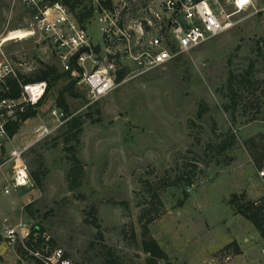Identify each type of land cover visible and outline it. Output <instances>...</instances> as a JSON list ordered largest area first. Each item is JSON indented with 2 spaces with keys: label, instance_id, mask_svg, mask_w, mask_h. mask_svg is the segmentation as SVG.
<instances>
[{
  "label": "rangeland",
  "instance_id": "1",
  "mask_svg": "<svg viewBox=\"0 0 264 264\" xmlns=\"http://www.w3.org/2000/svg\"><path fill=\"white\" fill-rule=\"evenodd\" d=\"M11 3L0 0V49L22 75L33 76L44 65L62 72L38 35L1 43L12 31H29V15L19 5L11 11ZM255 4L261 8L264 0ZM234 20L232 29L97 104L88 105L82 86L74 92L81 97L65 94L69 113L82 124L77 142L76 131L49 116L69 82L61 79L39 118L21 125L5 147L7 153L26 149L29 174H38L39 182L30 175L31 188L6 195L8 180L0 172V235L6 226L26 223L41 228L71 264H105L108 252L116 264H148L147 228L169 264H264L261 233L236 214L264 196V163L257 168L251 156L253 147L264 156V11L249 9ZM98 29L96 19L90 25L94 41ZM230 74L237 76L235 97L227 88ZM226 140L232 145L219 156ZM70 146L83 165L73 191ZM183 174L191 182L169 185ZM12 249L18 262L22 244Z\"/></svg>",
  "mask_w": 264,
  "mask_h": 264
},
{
  "label": "built area",
  "instance_id": "2",
  "mask_svg": "<svg viewBox=\"0 0 264 264\" xmlns=\"http://www.w3.org/2000/svg\"><path fill=\"white\" fill-rule=\"evenodd\" d=\"M261 1V0H259ZM92 16L80 22L69 6L53 0H12L29 15L28 30L38 35L47 50L60 65L87 91L88 105L105 99L122 84L162 68L184 54H188L238 22L234 16L247 10L255 13V0H88ZM229 8V9H228ZM98 19L99 36L94 41L90 25ZM23 67L25 62H19ZM123 74L120 81L118 75ZM17 66L0 49V172H5L7 184L3 193L18 192L32 187L28 166L24 160L26 149L5 151L13 137L9 129L29 110L37 112L43 105L46 82H25ZM8 80L19 88L17 98L4 97L10 93ZM49 116L59 124H66L73 116H66L55 105ZM48 134V128H44ZM264 176V172L260 173ZM260 210L264 239V196L252 201ZM8 247L20 242L25 251L17 264H71L60 248H51L46 234L26 223L6 226L0 235ZM229 264V262H226Z\"/></svg>",
  "mask_w": 264,
  "mask_h": 264
},
{
  "label": "trees",
  "instance_id": "3",
  "mask_svg": "<svg viewBox=\"0 0 264 264\" xmlns=\"http://www.w3.org/2000/svg\"><path fill=\"white\" fill-rule=\"evenodd\" d=\"M53 1H61L62 3L69 6L70 10L76 15L77 19L80 22H84L88 18L92 16V9L88 6V1L85 0H53ZM253 67L252 64L249 67V70L246 72L247 76H250L252 73ZM123 77V74H119L117 80L120 81ZM21 78L25 82H46L47 84V91L45 98L48 96V93L50 90L61 80L66 79L69 80L67 86L59 92L56 105L58 108L62 109L66 116H71L68 110L65 97L64 95L67 94L68 96L72 97H81L79 94L74 93L76 89V81L70 78V74L68 72H59L58 69L55 66H48L44 65L41 70H39L36 74L33 76H21ZM237 76L234 74H230L228 78V85L227 88L230 93L233 94V97H235V93L233 92V84L236 82ZM242 80L249 83L248 78H242ZM6 85L10 88L9 94H4V97H11V98H17L19 96V88L16 84V82L12 80H8L6 82ZM235 106V104H234ZM235 109V108H234ZM201 113V112H200ZM37 115L36 111L29 110L25 115L22 116V123H24L28 119L35 118ZM201 116V115H200ZM22 125V124H21ZM80 118H74L72 117L70 120H68L65 124L67 128H69L70 131H76L77 135H74V140L77 142V137L80 134V127H81ZM20 128V122H15L11 125L9 129V136L14 137L17 131ZM232 142H228L227 140L222 143V146L219 148V156H222V154L232 145ZM67 150L71 153L70 156V162H71V168L69 170V187L70 190L73 191L77 189L80 186L81 178L83 175V165L80 162V160L76 157L75 148L73 146H70L67 148ZM251 156L252 159L255 161V165L257 168L261 169L263 167L264 163V156L259 154V151L256 147H253L251 150ZM34 182H39V176L36 173L30 174ZM191 177L189 174H183L180 177H178L176 180H174L169 185L172 186H180L183 182H191ZM155 197V196H154ZM156 198V197H155ZM25 211L28 210V206H26ZM237 213L243 215L245 218H247L251 223L258 229V231L261 233V236H263L262 230H261V217H260V210L259 208L255 207L253 205L252 201H247L244 204L240 205L239 208H237ZM151 220V219H150ZM150 220H147L149 223ZM144 228V225H143ZM34 232L36 230V227L33 228ZM40 232H42L41 228H38ZM148 229L145 228L143 236L145 237V240L143 241V249L145 253L149 256L148 264H156L155 261L162 260L165 261L166 264H169L167 254L160 249L156 241L151 238L147 237ZM143 237V238H144ZM147 237V238H146ZM48 245L51 248H55L54 241L49 240ZM109 260L105 262V264H116V258H114L109 252H108Z\"/></svg>",
  "mask_w": 264,
  "mask_h": 264
},
{
  "label": "crops",
  "instance_id": "4",
  "mask_svg": "<svg viewBox=\"0 0 264 264\" xmlns=\"http://www.w3.org/2000/svg\"><path fill=\"white\" fill-rule=\"evenodd\" d=\"M236 214H239V213H236ZM0 239H1L0 240V264H17V258H16L17 256L14 254L13 249L5 245L6 243L3 242L1 236H0ZM165 252L168 254L167 251ZM10 254L12 255L10 256ZM263 254H264V250H263ZM173 257H175V255ZM177 259L178 261L181 262V257L179 258L177 256Z\"/></svg>",
  "mask_w": 264,
  "mask_h": 264
},
{
  "label": "bare ground",
  "instance_id": "5",
  "mask_svg": "<svg viewBox=\"0 0 264 264\" xmlns=\"http://www.w3.org/2000/svg\"><path fill=\"white\" fill-rule=\"evenodd\" d=\"M32 35L31 31L29 30L28 32L24 30H19V31H12L9 34H7L3 40L2 44H6L7 42L14 41V40H23L25 38H28Z\"/></svg>",
  "mask_w": 264,
  "mask_h": 264
},
{
  "label": "snow or ice",
  "instance_id": "6",
  "mask_svg": "<svg viewBox=\"0 0 264 264\" xmlns=\"http://www.w3.org/2000/svg\"><path fill=\"white\" fill-rule=\"evenodd\" d=\"M241 2L243 3V2H244V0H241Z\"/></svg>",
  "mask_w": 264,
  "mask_h": 264
}]
</instances>
